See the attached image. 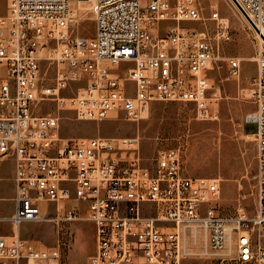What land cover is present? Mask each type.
Instances as JSON below:
<instances>
[{
  "label": "built area",
  "instance_id": "built-area-1",
  "mask_svg": "<svg viewBox=\"0 0 264 264\" xmlns=\"http://www.w3.org/2000/svg\"><path fill=\"white\" fill-rule=\"evenodd\" d=\"M75 1L84 0H7L2 13L0 0V160L15 164L14 235L0 236V264L66 263L68 241L38 247L17 236L48 221L41 202L55 205L57 223L93 224L87 264H189V229L204 233L206 257L230 249L214 264H264V0H230L259 40L246 116L256 125L253 216L223 213L220 181L189 175L178 149L143 167L138 138L61 137L60 117L42 114L51 101L78 120L138 122L154 102H176L209 118L210 72L229 25L214 11L215 38L186 32L181 23L202 19L195 0H92L88 38L74 34ZM162 23L171 24L159 35ZM242 64L230 59V74Z\"/></svg>",
  "mask_w": 264,
  "mask_h": 264
},
{
  "label": "rangeland",
  "instance_id": "rangeland-1",
  "mask_svg": "<svg viewBox=\"0 0 264 264\" xmlns=\"http://www.w3.org/2000/svg\"><path fill=\"white\" fill-rule=\"evenodd\" d=\"M202 19L181 23L189 33H206L215 38L216 22L211 14L216 11L229 25L230 39L219 40L218 60L210 72L212 90V116L206 119L197 115L194 105L176 102H154L148 113L138 122L128 121L124 115H112L102 121L78 120L73 110L60 108L56 102H45L42 114L60 117L61 137L74 138H138L142 166L151 168L159 151L178 149L186 172L193 177L218 179L220 197L218 207L223 213L243 209L253 216L256 209V155L257 144L253 135L243 133L244 119L254 111L251 100V80L256 75V56L259 40L254 30L230 0H195ZM2 13L6 12L7 0H1ZM83 5L81 8L80 6ZM75 6V7H74ZM80 7V8H79ZM78 9L74 18V34L91 38L95 32L91 2L73 3ZM171 23H162L159 35ZM243 60L238 75L229 72V60ZM251 78L249 83L244 81ZM247 132H256L254 123L248 124ZM14 161L0 162V236L14 235L8 220L14 213L15 194ZM40 207L48 221L25 223L20 228V238L38 247L56 246L68 241L65 264H87L95 250V229L90 221L81 220L57 223L55 205L45 202ZM189 264H214L225 253L204 256L205 235L189 229ZM194 241H198L195 244ZM194 245V246H193ZM226 255H229L226 253ZM232 256V254H230ZM234 256V255H233Z\"/></svg>",
  "mask_w": 264,
  "mask_h": 264
},
{
  "label": "bare ground",
  "instance_id": "bare-ground-1",
  "mask_svg": "<svg viewBox=\"0 0 264 264\" xmlns=\"http://www.w3.org/2000/svg\"><path fill=\"white\" fill-rule=\"evenodd\" d=\"M76 3H80V2H91L92 3V9H93V1L92 0H84V1H75ZM74 3V2H73ZM75 7V6H74ZM81 8L83 7V5L80 6ZM79 7V8H80ZM75 12L78 13V9L75 8ZM258 37V36H257ZM249 228H258V221H249ZM19 231H20V228H17L16 229V232H17V236H20L19 235ZM223 253H227V254H230V249H227V251H224Z\"/></svg>",
  "mask_w": 264,
  "mask_h": 264
},
{
  "label": "crops",
  "instance_id": "crops-1",
  "mask_svg": "<svg viewBox=\"0 0 264 264\" xmlns=\"http://www.w3.org/2000/svg\"><path fill=\"white\" fill-rule=\"evenodd\" d=\"M80 3H83V2H80ZM79 3V4H80ZM251 78H252V76L250 77V78H248V79H246L244 82L245 83H249L250 82V80H251ZM248 124H250V122H248L246 119H244V125H243V133L244 134H246V135H253L254 136V133L255 132H247L246 131V128H247V126H248ZM2 160H0V162H1ZM14 176H15V164H14ZM13 180H14V177H13ZM14 185H15V182H14ZM15 195V194H14ZM14 198V196L12 197V199ZM19 235H20V231H19ZM5 236V235H4ZM6 237H9L8 235H6Z\"/></svg>",
  "mask_w": 264,
  "mask_h": 264
}]
</instances>
